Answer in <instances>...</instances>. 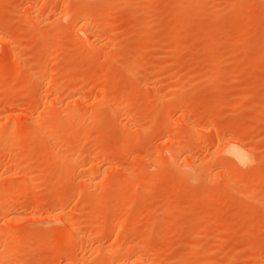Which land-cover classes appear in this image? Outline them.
Returning <instances> with one entry per match:
<instances>
[{"label":"rangeland","instance_id":"obj_1","mask_svg":"<svg viewBox=\"0 0 264 264\" xmlns=\"http://www.w3.org/2000/svg\"><path fill=\"white\" fill-rule=\"evenodd\" d=\"M14 260L264 264V0H0Z\"/></svg>","mask_w":264,"mask_h":264},{"label":"bare ground","instance_id":"obj_2","mask_svg":"<svg viewBox=\"0 0 264 264\" xmlns=\"http://www.w3.org/2000/svg\"><path fill=\"white\" fill-rule=\"evenodd\" d=\"M33 9V8H32ZM33 11H34V9H33ZM89 23H91L90 22V20H89V18H83L82 19V21H81V26L83 27V29L84 28H86L88 25H89ZM69 114V113H68ZM72 117V116H71ZM229 142V141H228ZM227 146H228V149H226V151L227 152H229L230 154H232L235 158H237L238 160H243V158H244V155L242 156V152L241 151H239L237 148H235L234 147V143L233 142H229L228 144H227ZM230 146V147H229ZM70 159V158H69ZM78 159V158H77ZM72 160V159H71ZM73 160H74V158H73ZM78 161V160H77ZM80 161V160H79ZM69 162V161H68ZM69 163H71V162H69ZM71 164H74V163H71ZM76 164V163H75ZM93 167V166H92ZM92 167H90L88 170H89V172H91V174H92V172L95 170H93V168ZM96 170H97V167H96ZM153 181V180H152ZM11 207V206H10ZM10 210H12V209H10ZM69 224V223H68ZM71 228V227H70ZM73 230V229H72ZM5 233V232H4ZM221 241V240H220ZM111 255H112V252H109ZM109 255V254H108ZM110 256V255H109ZM111 257V256H110ZM15 259H17V258H15ZM12 262H13V260H12ZM14 262H15V260H14ZM19 262V261H18ZM11 264V263H10ZM12 264H14V263H12ZM15 264H17V262H15Z\"/></svg>","mask_w":264,"mask_h":264}]
</instances>
